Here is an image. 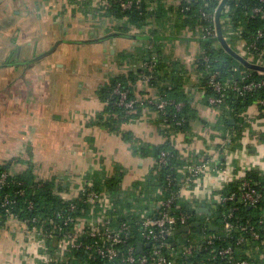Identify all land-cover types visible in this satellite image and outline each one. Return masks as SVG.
<instances>
[{
	"label": "crops",
	"instance_id": "0c3cea01",
	"mask_svg": "<svg viewBox=\"0 0 264 264\" xmlns=\"http://www.w3.org/2000/svg\"><path fill=\"white\" fill-rule=\"evenodd\" d=\"M105 1L0 0V164L8 163L11 173L30 167L35 179H53L55 187L61 184L59 194L68 199L84 182L102 190L107 189L106 180L118 178V192L109 195L104 208L85 210L88 219L96 218L99 210L111 214L118 208L121 215H143L152 209L151 200L143 198L151 197L158 186L148 192L141 189L154 179L155 158L140 155L141 146L152 150L169 138L183 156L197 161L216 152L223 141L212 128L218 112L203 103L193 69L200 44L186 30L178 35L165 30L159 41L163 51L179 61L183 89L196 109L191 140L181 132L170 136L159 113L148 107L127 122L107 124L112 113L99 96L100 86L118 73L140 68L142 62L117 60L118 53L140 45L136 38L90 41L113 30V21L95 10ZM133 90L136 96L156 94L155 87L141 80ZM253 112H246L248 119ZM261 130L264 119L251 124L237 146L230 144L232 175L252 169L264 175V140L255 141L251 135ZM204 181L210 184L201 190L196 209L208 207L206 203L223 189L219 176L208 175ZM25 240L19 220L9 218L1 224L0 264H29L38 258L36 248L27 251Z\"/></svg>",
	"mask_w": 264,
	"mask_h": 264
},
{
	"label": "trees",
	"instance_id": "16d2710c",
	"mask_svg": "<svg viewBox=\"0 0 264 264\" xmlns=\"http://www.w3.org/2000/svg\"><path fill=\"white\" fill-rule=\"evenodd\" d=\"M133 0L132 6L129 8H122L119 4V0H106L103 4L96 5L95 10L101 17L111 19L112 25L111 31H117L122 33L133 34H149L148 39H137L140 45L135 46V49L122 51L117 54V60L119 62H137L140 60L142 63L147 62L140 68H134L128 73H118L112 78L100 86L99 96L101 100L105 102V109L112 113L108 116L106 122L108 125H119L122 122L131 120L136 111L142 109V105L137 104L135 109L131 112L130 116L123 117V110L117 104H114L116 98L113 95L112 90L116 82H121L123 86H129L134 92V84L137 80L141 79L144 75H150L148 84L156 88V94L162 98L174 100L175 102H181L182 106L180 110L174 111V106L169 105L166 108V115L159 113L162 122L167 125V133L181 132L185 135L187 141L191 140L192 132L190 130V121L197 119L196 109L192 105V100L188 93L183 89V76L180 63L177 59L173 58L171 54L164 52L162 49V43L159 41V36L168 30L170 34L178 35L179 31H189L192 36L196 37L200 48L205 50L207 59H203V53L199 52L194 61V71L198 74L199 87L203 90V103L212 106L217 112L218 116L212 128L219 131L221 139H227L229 144H233L232 147L238 145L241 141L244 131L251 127L255 121L264 119V89H255L246 94H240L236 90H233L230 86L232 80H240L242 77L245 80L264 78V71L259 72L256 69L243 65L237 60L225 47H223L217 35L214 37L203 36L201 27L204 22L201 18V9L207 11L216 12L219 4V0ZM259 0H225L220 11V28L222 36L224 37L227 45L238 51L236 48L237 40H250L251 33H255L257 29L264 26V18L259 16L253 17L251 15V9L255 5H259ZM200 30V32L198 31ZM198 31V32H197ZM156 36L157 38H155ZM235 43V45H234ZM258 44H262L260 40ZM239 45V44H238ZM264 45V44H263ZM242 47V46H241ZM219 70L220 74L217 79L225 86L223 89L222 99L216 104H210L208 101L209 96H217L216 92L210 84H208V71ZM149 110H156L154 104H148ZM248 110H255L252 113V118L248 119L246 112ZM182 119L181 124H176L174 121ZM230 119H232L230 121ZM204 124H207L203 121ZM255 141L264 140V130L251 133ZM220 145V144H219ZM218 145V146H219ZM217 146V147H218ZM231 147V146H230ZM161 151L166 152L167 163L160 164L158 162ZM140 155H152L155 158L153 165L152 177L154 179L147 183L148 188L141 189V193L152 191L155 187L163 188L167 187L174 190L178 187L180 180L184 177V173L180 172V169L192 162H196L193 156H183L181 152L175 147L169 138L163 144L153 146L152 150H149L145 146L139 148ZM195 157V156H194ZM7 171L6 184L0 187V225L7 220L5 208L1 206L2 197L5 193H9L11 204L10 211H12L19 220H27L36 216L40 220L36 223H44L45 226L53 227L54 224H62L60 216L56 213L63 211L68 204L67 198L61 197L59 189L61 184H57L55 187V181L39 180L35 179L30 167L24 171L17 173H11L8 169V163L0 164V173ZM169 176L171 181H165V178ZM247 178L254 186L264 191V175L258 171L252 169L246 173ZM21 181L22 184H18ZM118 178L106 180V186L109 194L113 196L117 189L114 185ZM118 183V182H117ZM155 186L154 188H152ZM24 188L23 195H16L13 193L16 189ZM238 189V182H231L227 189ZM98 190V188H95ZM226 186L220 190V193L225 191ZM148 197V198H147ZM161 197V196H160ZM146 195L145 200L150 199ZM159 198V196H158ZM32 201L33 207L28 209L27 203ZM208 204V203H206ZM258 207L242 205L236 200L227 202L224 205H210L208 204L210 215L205 213L196 212L197 203L190 202L183 197H175L174 203L171 205L172 212L185 211L189 213V220L196 219L201 222H212V226L218 225L220 228L212 230L209 226H205V231L213 232L219 235H224L220 223L218 221V212L226 208H230L232 205L239 206L235 210V220L237 227L233 231V236H227L224 239L217 241L218 246H225L226 244L233 242L236 236L243 235L246 240H253L247 238V233L241 231V227L246 224V220L249 219L251 224L257 225L255 220L259 214V207H264V201L259 203ZM84 210L87 208L83 207ZM78 210H74L71 214H78ZM120 211L117 208L115 211H111V220L113 222L119 219H126L132 223L131 238L128 242L136 243L139 241V230L136 225L133 224L135 218L140 217V214L128 213L127 215L119 214ZM64 228V227H63ZM55 230V229H54ZM261 230V228L259 229ZM194 234L199 235V231L194 229ZM262 231V230H261ZM61 234L55 230L52 237L46 239V250L51 254V264H115L117 258L112 260L100 259L93 256L89 251L82 248L69 249L65 252L63 260L59 261L60 255L58 253L57 242L60 239ZM181 237L180 234H176L175 238ZM180 239V238H179ZM185 240H172L174 245L170 246L171 249H175L181 246V243ZM245 246H240L237 250V254L240 256L246 255V249L251 242ZM173 247V248H172ZM124 254V252H123ZM207 250H200L194 253V261L196 264H208L207 263ZM177 262H180L182 258L174 257ZM218 264H227L222 257L216 259Z\"/></svg>",
	"mask_w": 264,
	"mask_h": 264
},
{
	"label": "built area",
	"instance_id": "2783aa9c",
	"mask_svg": "<svg viewBox=\"0 0 264 264\" xmlns=\"http://www.w3.org/2000/svg\"><path fill=\"white\" fill-rule=\"evenodd\" d=\"M222 0H219L221 2ZM261 3L255 5L251 9L253 17L259 16L264 18V0H259ZM138 0L135 1L137 3ZM122 8H129L133 4V0H119ZM201 18L204 22L200 28L203 31V36L214 37L217 35L215 12L201 9ZM220 20V16H219ZM200 32V30H198ZM197 31V32H198ZM189 32V31H188ZM250 40H237L236 48L237 53L243 56L247 61L264 67V26L251 33ZM262 44H258V41ZM239 44V45H238ZM235 45V43H234ZM242 46V47H241ZM201 53L205 50L200 48ZM203 59H207L204 54ZM147 62H143L142 66ZM259 72H263L258 70ZM220 74L219 70L208 71V84L218 92L217 96H209L208 101L210 104L218 103L223 96V89L225 86L217 79ZM150 75L141 77L147 85ZM230 86L240 94H246L255 89H264V78L245 80L242 77L240 80H232ZM113 95L116 96L114 104L120 106L123 110V117L130 116L131 112L135 109L137 104L142 107H147L148 104H154L157 112L165 115L166 108L169 105L174 106V111L180 110L182 103L175 102L162 98L157 94H148L145 96H136L132 93L129 86H123L121 82H116L112 90ZM127 122V121H125ZM176 124H181L182 119L175 120ZM229 144L227 139H223L220 145L216 148L211 155L203 156L196 162L187 164L184 169L179 171L184 173L178 187L174 190L167 188L157 187L156 192L151 196L152 209L146 214L135 218L133 224L139 230V241L143 242L142 252H136V243L130 240L132 223L126 219H119L116 222L111 220V214L104 213L99 210L97 217L93 216L88 219L83 214L85 210H93L100 207L104 208L107 200L110 202V194L108 189L97 190L84 182L77 190L75 196L67 198L69 201L63 211H58L56 214L60 216L62 224H54L53 227L45 226L44 223L39 222V218L34 216L31 219L19 220L16 215L10 211V194L5 193L2 197L1 206L5 208L7 219L15 218L23 224V234L25 236V243L27 251L34 247L39 254L38 258H31L29 264H51V254L46 250V239L53 236L55 230L61 234L57 242L58 253L60 255L59 261L65 257V252L69 249L82 248L89 251L93 256L100 259L112 260L118 257L115 264H196L194 261V253L200 250H207V263L218 264L216 259L222 257L227 264H264V207H259V214L255 220L257 225L251 224L249 219L246 224L242 226L241 231L246 232L247 238L253 240H246L243 235L236 236L233 242L225 246H218L216 243L219 239H224L227 236L232 237L233 231L237 227L235 210L239 206L232 205L229 209L220 210L218 212V221L222 228L224 235H219L213 232L205 231V226L208 222H201V228L198 230L199 235L194 234L195 227H190L185 237L175 238V229L179 226L196 221V219L189 220V213L185 211L172 212L171 205L174 203L175 197H183L190 202L201 201V190L210 183H204V178L208 175L220 177L222 188L226 186L225 191L218 193L215 198L209 200L210 205H224L227 202L236 200L246 206L258 207L264 201V191L253 185L246 176V173L233 174L230 171V163L233 160L229 155ZM158 162L166 164V152L161 151ZM8 172L2 171L0 173V187L6 184ZM171 181L167 176L165 181ZM238 182V189H227L231 182ZM18 184H22L21 181ZM13 193L16 195H23L24 188L16 189ZM159 196V198H158ZM161 196V197H160ZM206 201V200H205ZM208 201V200H207ZM84 206L87 208L84 210ZM28 209L33 207L32 201L27 203ZM108 207V206H107ZM78 210V214H71L72 211ZM211 222V221H210ZM212 223V222H211ZM216 226V225H214ZM64 227V228H63ZM218 229L220 228L217 225ZM261 228V230H259ZM55 229V230H54ZM185 240L181 246L171 249L170 246L174 245L172 240ZM249 244L246 249V255L240 256L237 250L240 246ZM147 243L149 245H147ZM173 248V247H172ZM124 252V254H123ZM174 257L182 258L177 262ZM220 264V263H219Z\"/></svg>",
	"mask_w": 264,
	"mask_h": 264
},
{
	"label": "water",
	"instance_id": "95a60500",
	"mask_svg": "<svg viewBox=\"0 0 264 264\" xmlns=\"http://www.w3.org/2000/svg\"><path fill=\"white\" fill-rule=\"evenodd\" d=\"M224 1L225 0H222L221 1V3L219 4V6H218V8H217V10L215 12L217 38L222 43L223 47H225L243 65H245L247 67H250V68H253V69H256V70L264 71V67L263 66H260V65H257V64H253V63L247 61L243 56L239 55L235 50L231 49L227 45V42L225 41V39H224V37L222 36V33H221L220 20H219L220 11H221V8L223 6ZM116 36L131 37V38H134V39L135 38L136 39H141V38L148 39L149 38V35L148 34H133V33H122V32H117V31H111V32L105 34L104 36H101L99 38L91 39L90 41L98 42V41H101V40H104V39H107V38L116 37ZM154 37L157 38L156 36H154ZM87 41H89V40H87ZM55 46H56V44L54 45V47ZM231 120L232 119H230V121ZM196 210H197V212L205 213L207 215H210L211 214L209 208L207 206H205V205H202V206L197 207ZM208 226L212 230H217L218 229L217 226H212V223L211 222H208ZM190 227H195L196 230H200V228H201V221L200 220H196V221H193V222H190V223H188V221H186L185 224H183V225L179 226L178 228H176L175 231H174V233L180 234L182 237H185L187 235V231H188V229ZM147 245H149V244L147 243ZM142 249H143V242L142 241L137 242L136 252H140L141 253L142 252Z\"/></svg>",
	"mask_w": 264,
	"mask_h": 264
},
{
	"label": "rangeland",
	"instance_id": "374dc122",
	"mask_svg": "<svg viewBox=\"0 0 264 264\" xmlns=\"http://www.w3.org/2000/svg\"><path fill=\"white\" fill-rule=\"evenodd\" d=\"M254 64V63H253Z\"/></svg>",
	"mask_w": 264,
	"mask_h": 264
}]
</instances>
